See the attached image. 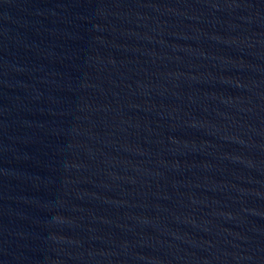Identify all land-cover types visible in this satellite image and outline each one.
I'll return each mask as SVG.
<instances>
[{
  "label": "water",
  "instance_id": "obj_1",
  "mask_svg": "<svg viewBox=\"0 0 264 264\" xmlns=\"http://www.w3.org/2000/svg\"><path fill=\"white\" fill-rule=\"evenodd\" d=\"M0 264H264V0H0Z\"/></svg>",
  "mask_w": 264,
  "mask_h": 264
}]
</instances>
